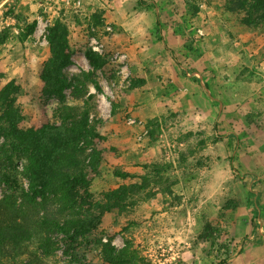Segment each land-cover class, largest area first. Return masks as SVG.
Instances as JSON below:
<instances>
[{
	"label": "rangeland",
	"instance_id": "374dc122",
	"mask_svg": "<svg viewBox=\"0 0 264 264\" xmlns=\"http://www.w3.org/2000/svg\"><path fill=\"white\" fill-rule=\"evenodd\" d=\"M244 15L226 0H0V63L19 84L25 127L38 118L47 29L67 27L73 55L64 75L80 90L71 82L64 104L84 108L93 95L90 124L106 139L101 147L116 149L103 154L94 197L124 182L115 170L140 177L150 164L166 167L154 198L104 216L103 243L120 249L128 240L151 264H264V25L246 26ZM87 49L110 58L109 78L89 67ZM135 80L144 84L132 88ZM59 106L56 98L45 106L51 123ZM23 163L0 151V172L26 190ZM5 196L29 206L32 220L43 216L0 181ZM48 251L28 248L40 264H102L97 246L68 245L59 234ZM28 252L18 260L28 263Z\"/></svg>",
	"mask_w": 264,
	"mask_h": 264
},
{
	"label": "trees",
	"instance_id": "16d2710c",
	"mask_svg": "<svg viewBox=\"0 0 264 264\" xmlns=\"http://www.w3.org/2000/svg\"><path fill=\"white\" fill-rule=\"evenodd\" d=\"M226 7L231 12L244 11L241 22L246 26L264 25V0H226ZM35 26L34 21L26 27L21 41L33 34ZM46 41L48 57L38 72L41 83L38 118L30 127L24 126V117L16 104L19 84L5 79L0 63V137L3 139L0 151L8 160L16 157L24 161L21 174L27 180V189L22 187L16 174L0 172V181L9 190H20L23 202L32 207L41 205L44 210L43 216L35 221L24 210H29V206L17 205L16 199L9 196L0 201V261L40 264L38 253H29L28 248L34 244L37 251L41 249L49 254L50 235L54 233L63 236L68 245L97 246L102 264H151L128 240L120 249L111 244V238L103 243L100 226L105 215L130 213L139 203L154 198L166 167L150 164L140 177L115 170L114 176L124 182L94 197L90 192L91 182L99 175L103 154L116 156V149L101 147L106 139L90 124V109L86 106L93 95L86 97L84 108L64 104V91L72 82L64 75V70L72 64L73 55L67 27L54 22L47 29ZM84 56L89 67L106 79L110 77L111 62L107 55L87 49ZM72 84L76 85L73 86L76 92L80 90L76 82ZM143 84V80H135L132 88ZM94 85L99 89L96 83ZM85 93L86 90L83 95ZM52 98L60 102L53 123L45 112ZM47 195L53 196L55 207H47ZM38 198L42 199L40 204L36 203ZM231 209L228 205L226 210ZM26 252L29 253L28 263L19 261Z\"/></svg>",
	"mask_w": 264,
	"mask_h": 264
}]
</instances>
